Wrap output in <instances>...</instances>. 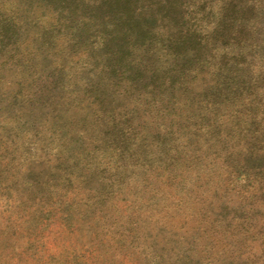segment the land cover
Masks as SVG:
<instances>
[{
    "label": "rangeland",
    "instance_id": "obj_1",
    "mask_svg": "<svg viewBox=\"0 0 264 264\" xmlns=\"http://www.w3.org/2000/svg\"><path fill=\"white\" fill-rule=\"evenodd\" d=\"M81 1L0 0V264H264V0Z\"/></svg>",
    "mask_w": 264,
    "mask_h": 264
},
{
    "label": "trees",
    "instance_id": "obj_2",
    "mask_svg": "<svg viewBox=\"0 0 264 264\" xmlns=\"http://www.w3.org/2000/svg\"><path fill=\"white\" fill-rule=\"evenodd\" d=\"M90 2L93 3L96 11H100L106 5V3L104 4L101 3L100 0H90ZM162 2L164 8L163 11H160V14H163L164 17H168L169 13L175 12L179 8L174 6L175 3L174 0H162ZM237 2H238L237 0H230V3H237ZM116 3L117 4L113 6L112 10L110 11V14L106 15L108 22L112 26L111 37L109 38L100 37L98 39L99 40L98 43H94L95 48L105 49L108 52L107 49L108 45L115 43L117 39H121L125 37V43H124L125 45L119 44L118 50L116 51V53H113V56L119 54L121 49H124V51H126L129 48L130 49L141 48L146 41L149 40L151 42V39L147 38L146 34H148L152 29V25H150L149 23L151 18V14H149L151 12V8H149V6L140 5L139 7L134 8L132 7V5L127 4L128 3L127 0H116ZM157 12H159V8ZM142 13H145L144 15L145 20L141 16ZM155 18L156 16H154L153 21L155 20ZM148 23L150 25L149 27H148ZM172 43H173L172 41H169L170 46ZM110 60L111 59L108 58L105 62H103V64L107 66L110 72H114V70L117 67L118 60L115 58L112 60L113 62ZM102 69H106V68L103 67ZM106 85L107 84H105V86ZM102 95L103 93L102 91H100L96 96L98 102L101 101ZM236 167L237 165L233 166L232 168L233 172H235L234 169ZM247 220H248L247 217L239 215L237 216L235 221L232 219H230L229 221H230V225L233 228H236V225H243V222ZM234 236L235 235L233 233H226L224 231H222V234H220V237L223 239V241L227 242L226 244H224V247H222V249L225 250L223 257L226 254L227 249L229 248L230 240L234 239ZM263 236H261L260 239H263L262 238ZM254 253H258L257 254L258 256L264 257V241L263 243L261 242L260 248L259 246H257V249L255 250Z\"/></svg>",
    "mask_w": 264,
    "mask_h": 264
}]
</instances>
